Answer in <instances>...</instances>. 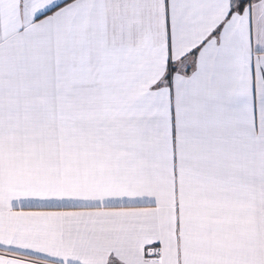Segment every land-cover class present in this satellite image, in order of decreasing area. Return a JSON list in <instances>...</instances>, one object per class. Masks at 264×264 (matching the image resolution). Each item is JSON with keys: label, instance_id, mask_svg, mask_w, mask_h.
<instances>
[{"label": "snow or ice", "instance_id": "6c2138e0", "mask_svg": "<svg viewBox=\"0 0 264 264\" xmlns=\"http://www.w3.org/2000/svg\"><path fill=\"white\" fill-rule=\"evenodd\" d=\"M0 264H264V0H0Z\"/></svg>", "mask_w": 264, "mask_h": 264}]
</instances>
